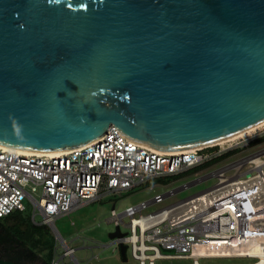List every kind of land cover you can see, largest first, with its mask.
<instances>
[{
  "label": "water",
  "instance_id": "water-1",
  "mask_svg": "<svg viewBox=\"0 0 264 264\" xmlns=\"http://www.w3.org/2000/svg\"><path fill=\"white\" fill-rule=\"evenodd\" d=\"M263 121L264 0H0L2 147L71 150L113 126L172 151Z\"/></svg>",
  "mask_w": 264,
  "mask_h": 264
},
{
  "label": "built area",
  "instance_id": "built-area-1",
  "mask_svg": "<svg viewBox=\"0 0 264 264\" xmlns=\"http://www.w3.org/2000/svg\"><path fill=\"white\" fill-rule=\"evenodd\" d=\"M263 136L264 127L234 142L163 153L126 138L111 126L104 137L53 155L0 148V218L25 212L28 201L34 207L33 220L39 213L42 224L50 227L57 218L104 195L132 193L151 183L163 184L165 178L222 164L196 181L215 178L213 187L152 213L145 210L176 191L156 195L121 213L116 212L114 203L110 221L122 236L112 245H124L126 252L130 247L139 264L167 260L199 264L200 259H254L255 263L260 261L257 256L195 255V248L228 249L235 243L255 245L264 238V152L227 163L249 151L251 142ZM257 159L261 166L255 163ZM122 226L129 232L122 233ZM65 250L63 257L75 258L72 247L65 245ZM52 264H62L61 259Z\"/></svg>",
  "mask_w": 264,
  "mask_h": 264
},
{
  "label": "rangeland",
  "instance_id": "rangeland-1",
  "mask_svg": "<svg viewBox=\"0 0 264 264\" xmlns=\"http://www.w3.org/2000/svg\"><path fill=\"white\" fill-rule=\"evenodd\" d=\"M250 145L249 151L243 154L239 153L237 157L229 159L227 163L259 151L264 152V136L252 141ZM220 167H222V164L202 169L197 173H185L165 178L161 180L164 182L163 184L139 188L132 193L122 195L107 194L93 203L78 208L69 215L57 218L55 228L64 243H62L54 230L49 227L52 241L55 242L54 260L61 259L62 264H74L73 258L70 256L63 257L66 251L65 245H68L75 250L74 257L80 264H139L132 257L130 247H128L126 252V261H124L121 258L119 247L112 245L109 235L116 229L115 223L110 221L114 203H116V212L121 213L127 207L152 200L156 195H164L171 191H176L172 196L167 197L163 203L151 206L145 210V213H152L213 187L216 183L215 178L196 181ZM193 182L196 183L187 189H182L185 185ZM25 204L27 207L26 213L32 218L34 207L28 201ZM32 221L41 225L43 217L37 213L34 220L32 218ZM125 222H127V218ZM121 232L125 234L129 230L122 226ZM254 261V259H200L199 264H251ZM155 264H192V260L157 261Z\"/></svg>",
  "mask_w": 264,
  "mask_h": 264
},
{
  "label": "trees",
  "instance_id": "trees-1",
  "mask_svg": "<svg viewBox=\"0 0 264 264\" xmlns=\"http://www.w3.org/2000/svg\"><path fill=\"white\" fill-rule=\"evenodd\" d=\"M0 259L15 264H52L55 242L49 226L34 223L26 211L0 218Z\"/></svg>",
  "mask_w": 264,
  "mask_h": 264
},
{
  "label": "bare ground",
  "instance_id": "bare-ground-1",
  "mask_svg": "<svg viewBox=\"0 0 264 264\" xmlns=\"http://www.w3.org/2000/svg\"><path fill=\"white\" fill-rule=\"evenodd\" d=\"M262 127H264V121L256 126H253L247 130H244L238 134H235L233 136H230L228 138L222 139L218 142L209 144V145H204L201 147H207V146H213V145H217V144H223V143H228V142H234L237 140H241L247 136H249L250 134H252L253 132H255L258 129H261ZM147 146V145H146ZM84 147V146H82ZM150 147V146H148ZM0 148H3L5 150H10V151H20V152H26V153H36V154H47V155H53V154H57L60 152H66V151H70V150H64V151H57V152H31V151H23V150H17V149H11V148H6V147H2L0 146ZM81 148V147H78ZM153 150L159 151V152H163V153H183L187 150L190 149H195V148H200V147H193V148H187V149H179V150H161V149H157V148H153L150 147ZM73 150V149H71ZM255 163L258 166H261L263 163L260 159H257L255 161ZM264 238L263 239H259L258 241H256L255 245H247V244H239V243H235L233 244L230 248L228 249H222L220 247H216V246H209V247H205L202 245H197L195 248V255H199V254H203V255H226V256H231V255H240V256H247V255H253V256H257L259 257L260 261H257L255 263L252 264H264Z\"/></svg>",
  "mask_w": 264,
  "mask_h": 264
}]
</instances>
